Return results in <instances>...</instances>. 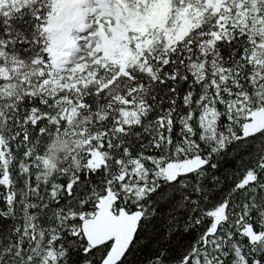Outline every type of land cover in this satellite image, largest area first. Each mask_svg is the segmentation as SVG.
I'll return each mask as SVG.
<instances>
[{
	"label": "snow or ice",
	"instance_id": "1",
	"mask_svg": "<svg viewBox=\"0 0 264 264\" xmlns=\"http://www.w3.org/2000/svg\"><path fill=\"white\" fill-rule=\"evenodd\" d=\"M0 264H264V0H0Z\"/></svg>",
	"mask_w": 264,
	"mask_h": 264
}]
</instances>
